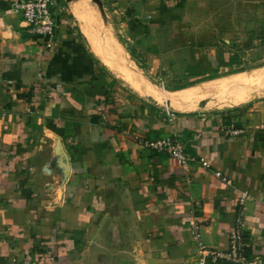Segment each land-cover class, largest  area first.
I'll list each match as a JSON object with an SVG mask.
<instances>
[{"label": "crops", "instance_id": "crops-1", "mask_svg": "<svg viewBox=\"0 0 264 264\" xmlns=\"http://www.w3.org/2000/svg\"><path fill=\"white\" fill-rule=\"evenodd\" d=\"M16 1L0 0V264H197L191 224L207 248L226 252L237 221L249 263L264 264V97L219 107L207 90L255 71L258 51H223L220 62L211 50L203 57L182 47L188 38L227 43L255 32L262 1L109 0L125 13L108 35L94 0H54L51 49L28 33ZM186 21L221 24L188 32ZM130 52L148 73L166 72L164 84L176 70L191 82L153 83ZM233 56L249 70L222 72ZM229 124L244 134L225 137ZM135 135L174 138L209 167L180 168L133 142Z\"/></svg>", "mask_w": 264, "mask_h": 264}, {"label": "rangeland", "instance_id": "rangeland-1", "mask_svg": "<svg viewBox=\"0 0 264 264\" xmlns=\"http://www.w3.org/2000/svg\"><path fill=\"white\" fill-rule=\"evenodd\" d=\"M99 1L101 4V8H102L103 13H101L99 11V9H97V6H95V4H94V8L96 9V15H99L102 20L104 19L107 21L106 25L102 22V23H100L101 24L100 26L101 27L104 26L103 28H101L102 32L105 31L106 33H108V35H110V30L113 31L116 29L115 24H117L118 22H121L123 15L120 13L124 14L125 10L124 11L120 10L116 13V12H114V10L115 9L117 10L118 7H115V8L110 7V1L109 0H99ZM261 1H262V3L260 4V7H256V9H255L256 11L254 13V14H256V17L258 19H260L259 26L256 28L257 30L255 32H253V31L245 32L247 35L244 38L234 36V37L229 38L227 43L223 39L217 38V37H214L213 39L202 38L201 40L188 38V39H185V41L182 44V47L185 49L186 48L193 49V48L197 47L196 51L200 52L201 55H203V57H204V55H207L208 51L211 50L214 52L216 57L220 58L219 61L225 59V57H226L225 55H223V57H222L221 54L223 51H227V52H230L232 54L233 53L232 50L233 49L236 50L238 47L240 49H246L247 50L249 48V50L258 51L257 54L252 56V57H256V59L253 60V62H255L257 60L260 61L259 63L255 64V66L253 67V68H255V71H252V73H250L248 75L244 74L241 76H237L236 78L229 81L228 83H225V86L223 84L224 82H222L218 85H215L212 88L207 89V90L211 89L212 91H215L218 94V97L220 98V99L217 98L218 101H220V100L226 101L227 98H228L227 101L228 100L231 101L234 98H236V96H240V95L248 96L246 98V100H247L250 97V95H252V93H259L257 95L258 98L264 97V61H263V59H264V0H261ZM246 12H247V9H246ZM185 13L189 14V12L187 10L185 11ZM79 15L80 14H77V16H79ZM114 21H115V23H114ZM107 23H108V25H107ZM102 24H104V25H102ZM184 24L182 25L184 27L183 29H185V30L187 29L189 32V30H191V29L194 30L196 28L197 29H203V30L209 29L211 27L219 28L221 23H217V22H213L212 24L208 23L207 27H206V23H203L201 21H199L197 23L195 21H186V23H184ZM105 26H106V28H105ZM249 29H251V26L249 24H246L245 30L247 31ZM119 40L121 42L120 44H122L124 46V48H126L128 51H130V45H129L128 41L124 40L123 38H119ZM167 41L170 44V45L168 44L169 46H172L174 44L173 40L171 42L170 38ZM196 41L198 42V44H196V45L192 44ZM175 45H178V43H175ZM259 51H260V53H259ZM134 58H135L136 62H138V67L142 69V73H144V75L147 76V78H149V80L151 82L157 83L161 86H164L166 89L181 88L182 86H184V84L191 82V80L185 81L184 78H182V79L180 78V77L184 76L185 71L176 70L170 76L171 78L170 77L168 78L169 79L168 83L164 84L163 83L164 82L163 76L161 75V73L164 74L166 72L157 70V71H153L151 73L150 72L148 73V71H146L144 69L145 67H144L143 62L141 60L137 59V57H134ZM184 59L187 61V58H184ZM228 60L229 59H227L226 61H228ZM224 64L228 65L226 62ZM235 64H237V65H235V66L228 65L229 66L228 70L227 71L223 70L222 72L231 73V72H240V71H248L249 70L247 65L242 66V67H238L240 65H238L237 60L235 61ZM193 72H194L193 69L189 70L190 79L192 78L191 76H195V74ZM201 76H202V78H205L204 77L205 74H202ZM210 76H212V75H210ZM183 81L185 83L181 84ZM254 84H256L257 86L256 85L254 86ZM245 85H247V87ZM233 86L236 88V91H234V90L232 91V89H235ZM242 88H244V89H242ZM238 89L242 90V91L238 92ZM219 90H221V91H219ZM241 92H242V94H241ZM245 94H248V95H245ZM191 96L193 98H196V95H191ZM246 100H242L241 102H238L237 104H240ZM237 104H235V105H237Z\"/></svg>", "mask_w": 264, "mask_h": 264}, {"label": "built area", "instance_id": "built-area-1", "mask_svg": "<svg viewBox=\"0 0 264 264\" xmlns=\"http://www.w3.org/2000/svg\"><path fill=\"white\" fill-rule=\"evenodd\" d=\"M12 9L22 17L28 33L43 39L45 47L51 49L56 34V22L53 16V12L57 9L55 1L18 0L13 4ZM167 119L171 122L174 119V114L167 112ZM221 132L225 137H238L244 134V130L234 124L223 126ZM132 140L154 153L166 155L180 168L191 164H199L204 169L209 167L204 159L190 155L184 145L174 138L165 137L148 140L135 135ZM214 175L225 185H231L230 181L221 172H215ZM245 197V193L241 194V200ZM190 234L197 247V264H216L219 261H225L228 264H250L246 257L247 243L240 221H237L229 231L228 250L226 252L207 248L201 241L197 224H191Z\"/></svg>", "mask_w": 264, "mask_h": 264}, {"label": "bare ground", "instance_id": "bare-ground-1", "mask_svg": "<svg viewBox=\"0 0 264 264\" xmlns=\"http://www.w3.org/2000/svg\"><path fill=\"white\" fill-rule=\"evenodd\" d=\"M77 7V6H76ZM75 8V7H74ZM78 10V9H77ZM80 11V10H79ZM78 14V13H77ZM77 14H76V17H77ZM81 14V13H80ZM80 16V15H79ZM84 16V15H83ZM84 19V18H83ZM82 19V20H83ZM84 21V20H83ZM102 25H104V24H102ZM104 27V26H103ZM103 27H101V28H103ZM105 28H106V26H105ZM106 30V29H105ZM105 32V31H104ZM103 33V32H102ZM97 35V34H96ZM95 35V36H96ZM95 38H97V36L95 37ZM100 39V38H99ZM103 39H105V37L103 38ZM107 39V38H106ZM111 39V38H110ZM100 41V40H99ZM110 41V40H109ZM116 41V40H115ZM115 41H113V42H115ZM104 42V41H103ZM102 42V43H103ZM112 42V43H113ZM99 43H101V42H99ZM111 43V42H110ZM94 44V43H93ZM93 44H91V46L93 45ZM95 44H97V43H95ZM105 44V43H104ZM104 44H102V45H104ZM108 44V43H107ZM96 46V45H95ZM94 46V47H95ZM101 46V45H100ZM105 46V45H104ZM107 46V45H106ZM109 46H110V44L108 45V48H109ZM111 46H112V44H111ZM115 46V45H114ZM94 47H92L93 49H94ZM112 49V48H111ZM119 49V48H118ZM117 49V50H118ZM97 50V49H96ZM107 50H109V49H106L105 51H103L104 52V54L105 53H108L109 54V52H107ZM114 50V49H113ZM116 50V49H115ZM114 50V51H115ZM112 51V50H111ZM111 51H110V53H111ZM99 53H100V49H99ZM102 53V52H101ZM113 54H115V53H113V51H112V54H111V57L113 56ZM98 55H100V54H98ZM102 55V54H101ZM116 55H118V51H117V54ZM122 55H124L123 53H122ZM103 56H105V55H103ZM109 56H110V54H109ZM108 56V57H109ZM121 56V55H120ZM102 57V56H101ZM114 57V56H113ZM119 57V56H118ZM125 57V56H124ZM103 59V58H102ZM109 59V58H108ZM122 58H120V60H121ZM114 60V59H113ZM116 60H117V56H116ZM112 61V60H111ZM119 61V60H118ZM123 60H121V62H122ZM109 62V61H108ZM113 62V61H112ZM117 62V61H116ZM124 63V62H123ZM124 66H126V63L124 64ZM123 66V67H124ZM128 66V65H127ZM115 67V66H114ZM116 68V67H115ZM125 68V67H124ZM124 68H122L123 70H124ZM117 69V68H116ZM122 69H120V70H122ZM135 69V68H134ZM122 74H123V72H121ZM126 73V72H125ZM131 74V73H130ZM126 75H127V73H126ZM134 75H136L137 76V74H134ZM138 76L140 77V75L138 74ZM133 77V76H132ZM144 77V76H143ZM126 78H128V77H126ZM242 78V77H241ZM133 79H134V77H133ZM138 80V79H137ZM134 81H135V79H134ZM141 81H143L142 80V78H141ZM242 81V80H241ZM128 82H129V80H128ZM137 82H139V81H137ZM137 82L135 81V86L136 87H138V86H140V85H138L137 84ZM143 82H145V81H143ZM220 82V81H219ZM244 82V81H243ZM131 83H133V82H131ZM142 82H140L139 84H141ZM146 83V82H145ZM144 83H142V85H143ZM224 84V86H225V82L223 83ZM258 84V83H257ZM133 85V84H132ZM217 85V84H216ZM249 85V84H248ZM256 84H254V86H255ZM146 86V85H145ZM148 86H151V84L150 85H148ZM246 87H247V85H245ZM257 86V85H256ZM213 87V86H212ZM234 87V86H233ZM237 87V86H236ZM242 87V86H241ZM134 88V87H133ZM140 88V87H139ZM146 88V87H145ZM209 88H211V86H209ZM235 88V87H234ZM151 88H147V90L146 91H152V90H150ZM152 89H154V90H156L155 88H152ZM224 89V88H223ZM236 89V88H235ZM242 89H244V88H242ZM140 90H141V88H140ZM144 90V89H143ZM227 90V89H226ZM233 90V89H232ZM137 91V90H136ZM184 91V90H183ZM219 91H221V90H219ZM234 91H236V90H234ZM239 91H242V90H239L238 89V92ZM140 92V91H139ZM156 92H157V94L159 93L157 90H156ZM185 92V91H184ZM195 92V91H194ZM218 92V91H217ZM226 92V91H225ZM150 92H148V93H146L147 95H148V97L150 98V99H152V96L149 94ZM187 93V92H186ZM237 93V92H236ZM154 94H156L155 92H154ZM153 94V95H154ZM241 94H242V92H241ZM171 95V94H170ZM169 95V96H170ZM173 95V94H172ZM175 95V94H174ZM177 95H179V94H177ZM177 95H176V98H177ZM238 95V94H237ZM245 95H248V94H245ZM183 95H181V99H184V97H186L187 95L185 94L183 97H182ZM171 97V96H170ZM178 97V98H179ZM190 97H191V95H190ZM225 97V96H224ZM248 96H243V95H240V96H236V98H234L233 100H231V101H227V99H226V101H224V100H220V101H218L217 103H216V105L217 106H219V107H221V106H228V105H235V104H237L238 102H241L242 100H246V98H247ZM157 98V97H156ZM164 98H165V96H164ZM171 98H173V97H171ZM219 98V97H218ZM153 99H155V96H154V98ZM180 99V100H181ZM220 99V98H219ZM156 100V99H155ZM155 102H157V100L155 101ZM183 102H184V100H183ZM174 105V104H173ZM238 105V104H237ZM202 106V105H201ZM212 106V105H211ZM204 108V107H203ZM206 109V108H205Z\"/></svg>", "mask_w": 264, "mask_h": 264}, {"label": "trees", "instance_id": "trees-1", "mask_svg": "<svg viewBox=\"0 0 264 264\" xmlns=\"http://www.w3.org/2000/svg\"><path fill=\"white\" fill-rule=\"evenodd\" d=\"M130 56L132 57V58H134V54H133V52H130ZM238 61V58L236 57V56H233L232 58H229V60L227 61V64L228 65H233V64H235V61ZM217 69H214L213 71H212V76H209V77H207V78H205V79H211V78H213V77H215L216 76V74H217Z\"/></svg>", "mask_w": 264, "mask_h": 264}, {"label": "water", "instance_id": "water-1", "mask_svg": "<svg viewBox=\"0 0 264 264\" xmlns=\"http://www.w3.org/2000/svg\"><path fill=\"white\" fill-rule=\"evenodd\" d=\"M67 1H70V0H67ZM94 2L97 4V6H98V8H99V11H100L101 13H103V12H102V8H101L100 1H98V0H94Z\"/></svg>", "mask_w": 264, "mask_h": 264}]
</instances>
